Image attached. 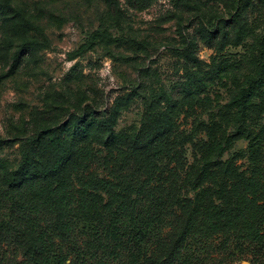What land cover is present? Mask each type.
Returning a JSON list of instances; mask_svg holds the SVG:
<instances>
[{
    "label": "trees",
    "instance_id": "obj_1",
    "mask_svg": "<svg viewBox=\"0 0 264 264\" xmlns=\"http://www.w3.org/2000/svg\"><path fill=\"white\" fill-rule=\"evenodd\" d=\"M155 1L126 0L138 10ZM104 2L108 23L75 54L120 40L101 28H121V6ZM19 17V33L38 31L26 12ZM39 43L21 45L11 69ZM245 47L234 63L229 125L191 163L177 107L162 93L135 96L145 99L137 131L116 130L119 106L99 126L82 111L28 136L17 166L0 159V264H204L218 246L232 259L245 246L251 264H264V34ZM235 139L248 142L246 168L224 159Z\"/></svg>",
    "mask_w": 264,
    "mask_h": 264
},
{
    "label": "rangeland",
    "instance_id": "obj_2",
    "mask_svg": "<svg viewBox=\"0 0 264 264\" xmlns=\"http://www.w3.org/2000/svg\"><path fill=\"white\" fill-rule=\"evenodd\" d=\"M118 2L121 28L101 29L120 40L75 54L108 23L104 0H0V159L8 166L19 164L28 136L82 111L99 126L119 106L116 130L137 131L145 112L137 93L172 98L189 163L201 155L200 144L229 125L234 63L247 41L264 34V0H156L144 10ZM22 12L38 31L15 29ZM238 29L250 32L245 42ZM30 40L41 43L12 70L15 52ZM129 94L134 99L125 103ZM247 149V141L235 139L224 159L236 156L246 168ZM228 252L218 246L204 264H251L247 247L235 249L238 259Z\"/></svg>",
    "mask_w": 264,
    "mask_h": 264
},
{
    "label": "water",
    "instance_id": "obj_3",
    "mask_svg": "<svg viewBox=\"0 0 264 264\" xmlns=\"http://www.w3.org/2000/svg\"><path fill=\"white\" fill-rule=\"evenodd\" d=\"M245 264H250L249 262H246Z\"/></svg>",
    "mask_w": 264,
    "mask_h": 264
}]
</instances>
